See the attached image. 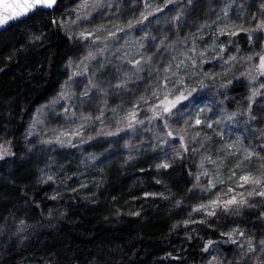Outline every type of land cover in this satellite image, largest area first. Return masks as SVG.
<instances>
[{
	"label": "trees",
	"instance_id": "obj_1",
	"mask_svg": "<svg viewBox=\"0 0 264 264\" xmlns=\"http://www.w3.org/2000/svg\"><path fill=\"white\" fill-rule=\"evenodd\" d=\"M225 1L161 0L155 15L174 7L179 13L155 36L184 33L186 25L199 29ZM84 2L58 0L54 10H38L0 32V143L10 140L13 150L0 159V264H204L208 245L230 248L226 232L232 227L263 237L260 207H244L238 215L195 212V165L183 153L163 168L161 150L134 149L131 156L113 138L80 149L27 146L37 106L59 93L70 77L69 61L85 53L82 39L61 27ZM239 2L238 19L250 20L262 8L260 0ZM246 37L237 36L241 45ZM148 49L138 71L155 76L156 89L163 88L164 77L175 78L169 73L174 68L165 64L164 51ZM110 59L96 71L112 84ZM219 87L208 79L198 95L208 100ZM246 93L245 84L234 81L226 111H236ZM92 151L98 157L86 161Z\"/></svg>",
	"mask_w": 264,
	"mask_h": 264
},
{
	"label": "rangeland",
	"instance_id": "obj_2",
	"mask_svg": "<svg viewBox=\"0 0 264 264\" xmlns=\"http://www.w3.org/2000/svg\"><path fill=\"white\" fill-rule=\"evenodd\" d=\"M160 1L85 0L61 23L67 35L82 39L85 53L69 61L70 77L59 93L37 106L26 130L27 146L80 149L113 138L131 156L134 149L161 150L162 164L183 153L195 165V212L208 213L217 197L222 204L235 196L246 203L227 211L217 206L215 211L238 215L244 207H260L264 223V196L258 194L264 191V29L259 27L264 23V0L250 20L238 19L239 0H227L199 29L186 25L184 33L173 29L172 37L157 38L155 33H162L179 13L174 7L155 15ZM242 33L247 35L244 45L237 39ZM150 44L164 51L165 64L174 68L169 73L175 78L164 77L166 84L159 89L155 76L147 79L138 71ZM109 59L116 69L112 84L99 80L96 71ZM208 79L220 87L204 100L198 91ZM234 81L243 82L247 93L236 111L227 112L226 90ZM12 153L10 140L0 143L3 158ZM98 155L92 151L85 160ZM241 175L261 183H245ZM226 235L230 248L208 245L204 264H264V236L255 239L238 227Z\"/></svg>",
	"mask_w": 264,
	"mask_h": 264
},
{
	"label": "snow or ice",
	"instance_id": "obj_3",
	"mask_svg": "<svg viewBox=\"0 0 264 264\" xmlns=\"http://www.w3.org/2000/svg\"><path fill=\"white\" fill-rule=\"evenodd\" d=\"M54 3H55V0H33L32 3L11 4V5L10 4H5L4 8L5 9H10V8L11 9H19L20 11H14L12 14L13 15H20L22 11H27L29 8H32V7H34L37 4H43L46 7H51ZM8 19H9V17H7V16H5L2 19H0V25L4 24ZM259 27L261 29H264V23H262ZM260 68H261L262 72H264V57H262L261 60H260ZM197 123H199V121H197ZM6 153H7V149H4L3 154H6ZM3 154H0V159L3 158ZM159 167L167 168V167H169V165L168 164H162V165H159ZM233 175H235V174H233ZM239 179L241 181H244L245 183H249L250 182V183H253V184H256V185H259L261 183V181L259 179L251 177V176H248V175H241L239 177ZM232 191L233 190L231 188L228 189V192H232ZM251 194L252 193L250 192L249 195H251ZM258 194L261 195V196H264V191H261ZM245 203H246V201H244L243 199L237 200V198L235 196H232L230 199L224 200L222 202V204H221V198L217 197L216 200L212 201V204H211V207L213 208V210L209 211L207 214L209 216L214 215L215 214V207H217V206H222V207H224V210L227 211L228 208L230 206H232V205H236V204L243 205ZM202 207L203 208H208L210 206L209 205H204Z\"/></svg>",
	"mask_w": 264,
	"mask_h": 264
},
{
	"label": "water",
	"instance_id": "obj_4",
	"mask_svg": "<svg viewBox=\"0 0 264 264\" xmlns=\"http://www.w3.org/2000/svg\"><path fill=\"white\" fill-rule=\"evenodd\" d=\"M33 0H0V19L7 16L9 19L2 25H0V32L8 28L9 26L25 20L30 15L35 13L38 10H44V11H52L54 10L58 5V0H55V3L51 7H46L43 4H37L32 8H29L27 11H22L20 15H13L12 13L14 11H20L19 9H5V4H23V3H32Z\"/></svg>",
	"mask_w": 264,
	"mask_h": 264
}]
</instances>
